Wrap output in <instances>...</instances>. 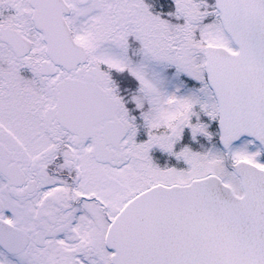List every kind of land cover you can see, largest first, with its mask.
Listing matches in <instances>:
<instances>
[{"label":"snow or ice","instance_id":"1","mask_svg":"<svg viewBox=\"0 0 264 264\" xmlns=\"http://www.w3.org/2000/svg\"><path fill=\"white\" fill-rule=\"evenodd\" d=\"M0 264H264V0H0Z\"/></svg>","mask_w":264,"mask_h":264}]
</instances>
